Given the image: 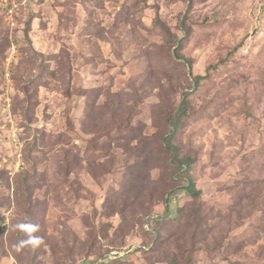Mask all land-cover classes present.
Masks as SVG:
<instances>
[{
  "label": "rangeland",
  "instance_id": "374dc122",
  "mask_svg": "<svg viewBox=\"0 0 264 264\" xmlns=\"http://www.w3.org/2000/svg\"><path fill=\"white\" fill-rule=\"evenodd\" d=\"M22 3L0 18V264H264V0Z\"/></svg>",
  "mask_w": 264,
  "mask_h": 264
},
{
  "label": "trees",
  "instance_id": "16d2710c",
  "mask_svg": "<svg viewBox=\"0 0 264 264\" xmlns=\"http://www.w3.org/2000/svg\"><path fill=\"white\" fill-rule=\"evenodd\" d=\"M182 60H184L186 63L188 64H191L190 61H188L187 59H184L182 58ZM196 82L199 83L202 79H204L203 76H196ZM183 113H184V110H183ZM182 113V114H183ZM176 130H177V125L175 126V129L173 131V134L176 133ZM166 143H167V148L169 150V153L171 154L172 156V160L175 162L176 166H178L180 169H183L182 171H185L186 174H190L191 172V169H192V165H193V161L190 159V158H182L180 156V153L177 149V146L175 144H173V137H170L168 139H166ZM182 190L184 191L185 194H188L190 195L192 198H199L201 196V192L200 190H198L195 186V183L194 182H190L187 186H184L182 187ZM174 190L170 191L169 194L170 196L172 195ZM28 208L32 209V206H29ZM184 206L178 208V211L180 213H183L184 211ZM31 218V216H30ZM21 233L25 232V228H20ZM32 242H23V244L25 246L27 245H31ZM26 250L30 253H33V258L35 257V254H36V251H34L33 249H30L28 247H26ZM176 252H173V254H175ZM185 259V260H183ZM189 259V261H187ZM193 260V256L190 254L189 251L186 252V254L184 255L183 258H179V257H176V258H172V259H169V262L171 264H192V261ZM108 261V260H106Z\"/></svg>",
  "mask_w": 264,
  "mask_h": 264
},
{
  "label": "built area",
  "instance_id": "2783aa9c",
  "mask_svg": "<svg viewBox=\"0 0 264 264\" xmlns=\"http://www.w3.org/2000/svg\"><path fill=\"white\" fill-rule=\"evenodd\" d=\"M22 0H0V18L5 24L14 30L18 26L17 19L20 16L22 8ZM15 55V46L11 48V58L8 59V66L13 61L12 57ZM10 76V67L6 70V77Z\"/></svg>",
  "mask_w": 264,
  "mask_h": 264
}]
</instances>
